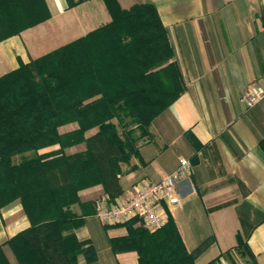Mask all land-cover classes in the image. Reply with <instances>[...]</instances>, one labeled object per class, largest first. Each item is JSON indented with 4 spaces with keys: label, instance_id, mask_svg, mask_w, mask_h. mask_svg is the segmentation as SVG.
<instances>
[{
    "label": "crops",
    "instance_id": "crops-1",
    "mask_svg": "<svg viewBox=\"0 0 264 264\" xmlns=\"http://www.w3.org/2000/svg\"><path fill=\"white\" fill-rule=\"evenodd\" d=\"M45 2L47 20L0 40V76L44 54L48 39L68 34L70 42L111 19L102 0ZM118 2L154 5L183 80L151 121L139 155L120 163V194L163 179L187 159L189 173L177 184L182 205L169 216L188 252L209 241L194 264H264V99L252 107L240 100L249 83L264 87V0ZM102 193L100 184L84 188L71 205L81 220L72 231L86 242L77 264H139L128 235L143 226L138 219L101 225L94 212ZM29 227L19 199L0 206V246L13 264L6 241Z\"/></svg>",
    "mask_w": 264,
    "mask_h": 264
},
{
    "label": "trees",
    "instance_id": "trees-1",
    "mask_svg": "<svg viewBox=\"0 0 264 264\" xmlns=\"http://www.w3.org/2000/svg\"><path fill=\"white\" fill-rule=\"evenodd\" d=\"M82 1L66 0L68 7ZM102 1L109 22L0 76V206L19 199L30 222L6 241L15 264L78 263L86 248L72 231L81 223L71 210L78 192L100 184L119 195L120 163L139 155L151 121L183 89L154 5ZM49 17L45 0H0V40ZM73 121L77 129L59 133ZM78 143L84 150L65 152ZM131 233L139 264H194L209 242L188 252L170 216L155 231ZM0 264H13L1 246Z\"/></svg>",
    "mask_w": 264,
    "mask_h": 264
},
{
    "label": "built area",
    "instance_id": "built-area-1",
    "mask_svg": "<svg viewBox=\"0 0 264 264\" xmlns=\"http://www.w3.org/2000/svg\"><path fill=\"white\" fill-rule=\"evenodd\" d=\"M262 99L264 87L256 82L249 83L240 95L246 107H252ZM189 169L188 160L180 159L178 167L159 181L139 183L134 191L115 197L102 193L96 199L94 215L105 226L138 219L143 228L155 231L167 223L172 207H181L177 184L189 173Z\"/></svg>",
    "mask_w": 264,
    "mask_h": 264
},
{
    "label": "rangeland",
    "instance_id": "rangeland-1",
    "mask_svg": "<svg viewBox=\"0 0 264 264\" xmlns=\"http://www.w3.org/2000/svg\"><path fill=\"white\" fill-rule=\"evenodd\" d=\"M140 4V3H139ZM134 5V4H133ZM132 6V5H131ZM130 6V7H131ZM129 7V8H130ZM45 36L47 35V33H43ZM70 37H69V35L68 34H66V36H64L63 38H61L60 37V41H59V39H57V40H52V39H48L47 41H46V43L44 44V45H47L44 49L46 50V52H45V50H44V52L45 53H47V52H49V51H52L53 49H55V48H57V47H59V46H57L58 44H60V43H63V44H66V43H68L69 41L68 40H70L69 39ZM42 42H43V40H41ZM65 42V43H64ZM62 44V45H63ZM61 46V45H60ZM48 50V51H47ZM44 53V54H45ZM41 55H43V54H41ZM41 55H39L38 57H40ZM35 58H37V57H35ZM34 59V58H33ZM126 120H128V119H126ZM116 122V121H115ZM117 127H118V131L121 133V126L117 123ZM130 127H132L133 128V130H134V132H135V134L138 136L139 135V130L137 129V127H136V125L135 124H133V123H131L130 124ZM78 128V124H77V122H69V123H66V124H63V125H60L59 127H58V131H59V133H65V132H71L72 130H75V129H77ZM95 131V129H90V130H88V132L86 133V135H89V134H91V133H93ZM143 140H145V137L144 138H141L140 140H139V142H138V145L140 144V142H142ZM79 147H82V149L81 150H79V151H82V150H84V143H78V144H75V145H72V146H69V147H66L64 150H65V152L66 153H68V152H71V153H73V152H78V149H80ZM56 148H58V145L57 144H55V145H51V146H48V147H45V148H42V149H40L39 150V153H45V152H48V151H51V150H54V149H56ZM77 150V151H76ZM95 220V219H94ZM96 222H97V220H95ZM99 222V221H98ZM100 223V222H99ZM101 225H103V224H101Z\"/></svg>",
    "mask_w": 264,
    "mask_h": 264
}]
</instances>
